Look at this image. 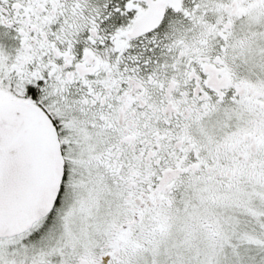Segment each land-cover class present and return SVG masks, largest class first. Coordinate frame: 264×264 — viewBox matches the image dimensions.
Here are the masks:
<instances>
[{
	"label": "snow or ice",
	"instance_id": "snow-or-ice-1",
	"mask_svg": "<svg viewBox=\"0 0 264 264\" xmlns=\"http://www.w3.org/2000/svg\"><path fill=\"white\" fill-rule=\"evenodd\" d=\"M0 264H264V0H0Z\"/></svg>",
	"mask_w": 264,
	"mask_h": 264
}]
</instances>
